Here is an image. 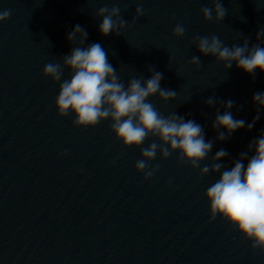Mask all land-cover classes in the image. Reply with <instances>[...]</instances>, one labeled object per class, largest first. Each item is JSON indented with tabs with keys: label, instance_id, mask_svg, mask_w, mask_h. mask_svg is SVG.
Here are the masks:
<instances>
[{
	"label": "water",
	"instance_id": "obj_1",
	"mask_svg": "<svg viewBox=\"0 0 264 264\" xmlns=\"http://www.w3.org/2000/svg\"><path fill=\"white\" fill-rule=\"evenodd\" d=\"M139 3L144 15L134 21ZM221 3L227 15L218 23L201 13L212 0H0V11L11 10L0 22V264H264V252L235 226L210 217L205 193L220 173L201 177L179 153L162 159L158 152L150 162L158 170L146 180L135 169L141 148H124L110 120L77 128L74 114L60 117L59 82L43 76L47 63L62 64L77 46L78 38L73 44L67 36L80 25L88 33L83 47L101 44L125 86L133 77L150 78V67L161 72V87L175 90L176 99L150 101L165 116L175 112L203 127L213 148L201 168L220 149L229 155L218 162L230 168L264 132V109L247 129L264 72L247 74L235 62L225 71L192 38L218 35L229 47L249 38L251 47L264 28V0ZM104 6L121 9L128 21L121 35L100 33ZM177 23L186 28L179 39ZM193 55L201 56L199 68L188 63ZM228 100L246 124L220 141L226 130L212 124ZM153 142L160 143L149 137L141 147Z\"/></svg>",
	"mask_w": 264,
	"mask_h": 264
},
{
	"label": "clouds",
	"instance_id": "obj_2",
	"mask_svg": "<svg viewBox=\"0 0 264 264\" xmlns=\"http://www.w3.org/2000/svg\"><path fill=\"white\" fill-rule=\"evenodd\" d=\"M213 7L201 8L206 22L215 20L222 22L227 15V9L221 0H212ZM144 15L142 3L137 4L133 20ZM11 16V10L0 11V22ZM97 16L102 18L99 25L100 33L107 37L109 34L121 35L128 27L118 6L99 8ZM186 28L177 23L173 35L179 39L184 37ZM264 28L257 32V43L249 47V38L242 45L227 46L218 35L192 38L202 56H212L218 63H223L225 71L235 62L236 67L245 73L254 75L259 69L264 72V46H261ZM77 46L62 58L61 63H47L43 68V76L54 83L59 82V94L55 107L60 117L74 114L73 126L77 128L95 127L105 120H110V130L124 148H141V159L135 163L137 172L144 173V178L150 179L157 168L150 167L159 152L162 159H168L173 153H179L177 159L190 165L193 170L199 169L200 176L220 173L219 179L208 187L205 196L210 205V217L217 216L226 220L231 226L249 241L252 249L264 252V132L252 141L248 151L242 152L226 168L221 161L229 154L220 149L212 157V163L202 168L200 162L205 160L213 148V141H206L203 127L194 120L173 112L170 115L161 114L150 98L157 96L163 103L175 100L177 92L161 87L163 74L150 67V78L133 77L127 81V86L117 75L116 69L108 60L106 50L99 43L83 47L88 33L80 25H76L68 34L67 39ZM170 62V60H169ZM189 65L201 66V56L193 55ZM70 72V78L64 77V70ZM207 106L216 103L214 97L205 101ZM253 103L257 106V114L247 129L251 130L260 119V110L264 109V93H255ZM225 111L217 110L213 129L220 131L217 140L224 141L231 135L244 128L243 119L234 118L230 111L234 101L224 103ZM149 137H156L160 143L153 142L148 147L141 146ZM254 154L249 156V152ZM245 161H247L245 165ZM223 169V171H222Z\"/></svg>",
	"mask_w": 264,
	"mask_h": 264
}]
</instances>
